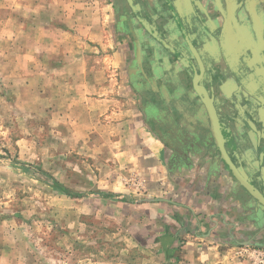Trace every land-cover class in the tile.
Returning a JSON list of instances; mask_svg holds the SVG:
<instances>
[{"label": "flooded vegetation", "instance_id": "1", "mask_svg": "<svg viewBox=\"0 0 264 264\" xmlns=\"http://www.w3.org/2000/svg\"><path fill=\"white\" fill-rule=\"evenodd\" d=\"M114 12L128 85L166 143L168 171L197 174L195 160L216 159L205 163L214 188L238 202L230 233L264 248V0H114Z\"/></svg>", "mask_w": 264, "mask_h": 264}, {"label": "crops", "instance_id": "2", "mask_svg": "<svg viewBox=\"0 0 264 264\" xmlns=\"http://www.w3.org/2000/svg\"><path fill=\"white\" fill-rule=\"evenodd\" d=\"M26 1L27 68L42 83L38 92L50 105H64L66 126L105 161L108 177L132 172L142 189L163 194L150 204L154 215L141 218L151 230L140 264H247L228 247L238 244L230 233L238 202L214 188L205 163L217 160H195L202 166L197 174L169 172L166 143L143 122L126 78L125 45L115 32L114 0ZM51 15L58 21H48ZM224 174L234 181L229 170ZM113 182L108 185L120 188Z\"/></svg>", "mask_w": 264, "mask_h": 264}, {"label": "rangeland", "instance_id": "3", "mask_svg": "<svg viewBox=\"0 0 264 264\" xmlns=\"http://www.w3.org/2000/svg\"><path fill=\"white\" fill-rule=\"evenodd\" d=\"M26 7L0 0V264H140L151 230L141 218L154 215L150 204L163 194L142 189L132 172L108 177L91 144L66 126L64 105L38 92L42 83L27 68ZM228 247L264 264V248Z\"/></svg>", "mask_w": 264, "mask_h": 264}, {"label": "water", "instance_id": "4", "mask_svg": "<svg viewBox=\"0 0 264 264\" xmlns=\"http://www.w3.org/2000/svg\"><path fill=\"white\" fill-rule=\"evenodd\" d=\"M221 152H222V158H221L222 163L225 166H227L228 170L231 171L232 177L237 180L239 178V175H238V172L235 168L233 161L231 160L230 156L225 152L224 149H221ZM245 187L252 195H254L255 197H259L257 193L255 194V192H253L251 185L247 183L245 184ZM262 202L264 203L263 200Z\"/></svg>", "mask_w": 264, "mask_h": 264}, {"label": "trees", "instance_id": "5", "mask_svg": "<svg viewBox=\"0 0 264 264\" xmlns=\"http://www.w3.org/2000/svg\"><path fill=\"white\" fill-rule=\"evenodd\" d=\"M53 181V183H54V185L60 190V191H62V192H66V193H68L69 191L64 187V186H62L60 183H58L57 181H54V180H52ZM100 194V196L101 197H104V198H110V197H113V195H111V194H109V193H99ZM71 196H73V197H81V196H83V195H81V194H76V195H71Z\"/></svg>", "mask_w": 264, "mask_h": 264}, {"label": "built area", "instance_id": "6", "mask_svg": "<svg viewBox=\"0 0 264 264\" xmlns=\"http://www.w3.org/2000/svg\"><path fill=\"white\" fill-rule=\"evenodd\" d=\"M259 259L258 262L264 263V256L263 255H258Z\"/></svg>", "mask_w": 264, "mask_h": 264}]
</instances>
